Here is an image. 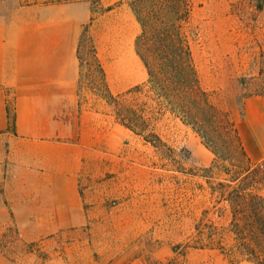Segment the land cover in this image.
Listing matches in <instances>:
<instances>
[{"label": "crops", "instance_id": "1", "mask_svg": "<svg viewBox=\"0 0 264 264\" xmlns=\"http://www.w3.org/2000/svg\"><path fill=\"white\" fill-rule=\"evenodd\" d=\"M131 1L118 0L97 16L85 0L7 9L0 2V233L18 234L22 251L1 262L149 264L133 240L156 215L141 203L150 179L106 177L111 132L133 131L80 101V43L89 20L108 94L121 96L147 81ZM238 130L250 162L263 161L264 109L247 108ZM111 195L118 208L106 207ZM118 232L128 234L130 251L116 242L107 256L102 240Z\"/></svg>", "mask_w": 264, "mask_h": 264}, {"label": "rangeland", "instance_id": "2", "mask_svg": "<svg viewBox=\"0 0 264 264\" xmlns=\"http://www.w3.org/2000/svg\"><path fill=\"white\" fill-rule=\"evenodd\" d=\"M37 1L0 0L4 9ZM85 1L90 2L94 16L118 3ZM92 25L89 20L80 43V101L86 108L110 112L121 124L141 131L111 132V169L106 177L150 179L143 186L141 203L146 212L156 215L146 218L147 230L133 240L142 246L148 263L264 262V235H251L248 224L252 221H246L250 213L245 207L239 208V219L250 250H255L249 253L240 247L229 199L251 167L241 148L238 124L245 119L247 108L250 113L264 109V0H191L184 32L208 100L198 96L204 112L194 106L187 116L195 123L185 122L179 105L159 97L147 81L139 91L110 97L95 56ZM262 187H258L260 193ZM104 203L113 209L120 200L111 195ZM103 239L107 256L114 252L110 246L116 242L120 246L127 242L122 251H130V239L124 232L105 234ZM21 253L18 234L0 233V256L13 260Z\"/></svg>", "mask_w": 264, "mask_h": 264}, {"label": "trees", "instance_id": "3", "mask_svg": "<svg viewBox=\"0 0 264 264\" xmlns=\"http://www.w3.org/2000/svg\"><path fill=\"white\" fill-rule=\"evenodd\" d=\"M131 5L141 25V32L136 38V49L147 68L149 87L169 104L176 102L184 113L182 119L185 122L195 123L196 121L192 122L187 116L194 106L196 111L198 109L204 112L198 96L204 99L207 94L200 87L190 44L184 32V25L191 15V0H132ZM98 64L102 73L101 65L99 62ZM140 89L141 85L128 93ZM205 99L208 103L207 97ZM123 124L134 132H141L129 124ZM242 150L244 151L243 148ZM248 161L250 162L249 159ZM250 164L248 174L238 180L237 186L229 193V199L233 207V231L240 247L254 253L255 249L250 250L246 241V233L239 219V208L245 207L250 213V219L246 221H252L248 224L251 235H264V195L258 190L264 182V175L259 176L264 173V161ZM249 260L255 261L250 258ZM256 262L264 264L263 261Z\"/></svg>", "mask_w": 264, "mask_h": 264}]
</instances>
